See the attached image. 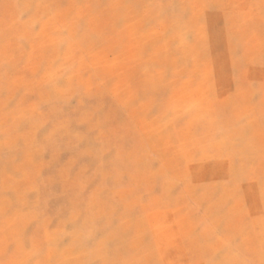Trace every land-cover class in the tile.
Returning <instances> with one entry per match:
<instances>
[{
    "label": "rangeland",
    "instance_id": "obj_1",
    "mask_svg": "<svg viewBox=\"0 0 264 264\" xmlns=\"http://www.w3.org/2000/svg\"><path fill=\"white\" fill-rule=\"evenodd\" d=\"M0 264H264V0H0Z\"/></svg>",
    "mask_w": 264,
    "mask_h": 264
}]
</instances>
